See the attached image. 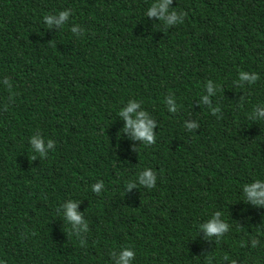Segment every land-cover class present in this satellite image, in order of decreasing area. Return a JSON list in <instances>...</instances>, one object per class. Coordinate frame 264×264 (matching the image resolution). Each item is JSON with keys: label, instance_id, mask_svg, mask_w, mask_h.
<instances>
[{"label": "trees", "instance_id": "trees-1", "mask_svg": "<svg viewBox=\"0 0 264 264\" xmlns=\"http://www.w3.org/2000/svg\"><path fill=\"white\" fill-rule=\"evenodd\" d=\"M159 3L0 0V264H117L126 247L132 264H264V206L243 194L264 181V0H173L171 26L147 16ZM130 99L155 144L122 131ZM215 212L219 239L200 228Z\"/></svg>", "mask_w": 264, "mask_h": 264}, {"label": "clouds", "instance_id": "clouds-1", "mask_svg": "<svg viewBox=\"0 0 264 264\" xmlns=\"http://www.w3.org/2000/svg\"><path fill=\"white\" fill-rule=\"evenodd\" d=\"M173 0H162V3L153 4V6L147 11V16L149 17H156L165 23L167 26H171L173 24H180L183 21L178 22L176 11L168 12V6L172 4ZM182 16H186V14L181 13ZM69 17L68 11L59 12L58 16L53 17L50 15L44 16V22L47 26L51 27L52 25L62 26ZM73 33L76 32V29L73 28L71 30ZM241 81H247L249 84L253 85L259 79V76L253 72L252 75L247 73L241 72L240 74ZM207 91L212 93V85L211 82L208 83ZM205 102L210 103L205 97ZM165 104L171 105L168 107V112H176V106L173 104L172 96H167L165 98ZM141 107V103L137 100L130 99L127 101V107L122 108L118 115L121 116L125 121V127L122 130L123 132H130L131 137L135 140H140L143 142L145 146H151L156 143V136L153 133V128L155 127L154 122L149 118V114L146 111H139L136 110ZM218 109L213 108L212 113L213 115ZM255 112V109H253ZM260 117L264 118V111L259 113ZM255 119V116L251 117ZM188 129H192L196 127V125L188 124L186 125ZM119 135V133H118ZM32 145L34 146L35 150L40 154L41 157L45 155V146L44 142L38 138H33L31 141ZM48 147H52V142L49 141ZM135 150V149H134ZM36 157L33 156L32 159ZM157 174L156 172L145 169L142 174L138 176V181L141 185H146L149 189L154 188L156 185ZM135 184L129 182L127 184V188L130 190L134 187ZM104 188L103 182L98 181L94 185H92V191L99 195L101 190ZM243 194L245 197L246 203L250 202L251 204L260 207L264 206V181L256 179L253 183L247 184L243 186ZM66 212L65 216L67 220L71 223L73 228L77 226H83L84 230H87V223L83 220L82 214L77 212V203L69 202L65 206ZM59 211V209H57ZM222 216L221 212H215L212 215V218L203 225H200L203 231L206 232L208 238L216 237L222 238L226 233L229 232V224L226 221H222L220 217ZM259 240L253 238V248L257 246ZM244 244H241L243 247ZM136 253L131 248H124L121 251L117 264H132L133 259L135 258ZM224 259H228L225 257ZM231 264H235V261H232Z\"/></svg>", "mask_w": 264, "mask_h": 264}]
</instances>
